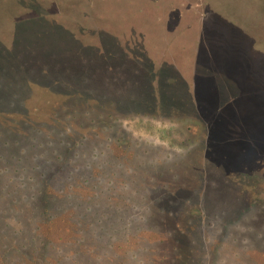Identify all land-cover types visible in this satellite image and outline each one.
<instances>
[{
    "label": "rangeland",
    "instance_id": "1",
    "mask_svg": "<svg viewBox=\"0 0 264 264\" xmlns=\"http://www.w3.org/2000/svg\"><path fill=\"white\" fill-rule=\"evenodd\" d=\"M98 1L77 47L57 16L66 6L0 0V184L23 181L16 160L5 165L10 130L37 182L41 170L77 198L126 205L120 234L97 243L96 264L168 255L145 243L150 235L133 240L153 208L183 222L192 264H264V0ZM62 81L85 93L78 120ZM23 184L31 197L35 185ZM165 200L175 207H160Z\"/></svg>",
    "mask_w": 264,
    "mask_h": 264
},
{
    "label": "trees",
    "instance_id": "2",
    "mask_svg": "<svg viewBox=\"0 0 264 264\" xmlns=\"http://www.w3.org/2000/svg\"><path fill=\"white\" fill-rule=\"evenodd\" d=\"M51 1L58 13L61 8L64 9V6L69 10L68 14L59 13L57 16L68 21L67 33L75 41L74 46L78 47L82 41L83 33L88 31L83 30L86 28L82 29L84 26H80L82 25L80 21L83 19L90 21L92 19L90 12L99 1ZM118 2L120 0H115V3ZM156 2L157 0H148L147 4L151 7L159 8ZM169 2L166 1L172 9V5H169ZM78 7L79 9L86 8L89 13L84 15L77 13V15H73L75 11L72 10L78 9ZM169 7L165 9L168 10ZM197 17L200 19L205 18L206 14L201 13ZM93 30L91 29V32L88 34L98 35ZM60 84L66 87L67 99L73 100L74 107L70 109L72 111L68 113L69 117L78 120L77 113L79 110L75 107L79 106V101L85 96V93L79 92L72 83L67 84L65 81H62ZM56 106H60V103L58 105V102H55L51 107ZM56 117L57 113L50 116L49 119L52 125L60 122V119ZM20 120L33 126L30 123L31 120L26 117ZM18 121L15 120L14 123H19ZM10 132L8 130L6 135L2 133V138H5L3 145L6 147V150L10 151L7 154L8 158H6L5 165L16 160L15 164L17 166L15 168L17 171H20L19 174L22 175L23 181H20L18 185L12 180L7 179L3 186L0 184V264H96L94 259L98 258L96 257V253L97 250L101 249V245H97V243L103 239H111L112 236L120 234L119 223L123 220V213H121L120 207L126 205L122 201H104L90 195V198H77L70 194L72 190L67 183L63 182V178L60 181L57 179L56 185L51 186L49 179L45 180V175L41 170L39 171L40 182H37L33 179L37 168H30V172H28L25 165L28 159L26 156L28 149H19L21 146L20 142L14 140ZM39 133L40 131L37 128H33V132L29 133L31 140H33V145L41 139ZM8 135L9 137H5ZM6 138L10 139L6 140ZM67 153H63V156ZM2 159L3 157L0 156V162ZM60 159H62L61 156ZM58 171L59 174H64V171ZM60 176L64 175L60 174ZM28 180L33 182L35 188H29V190L33 191V195L27 198V195L24 193L27 190L23 188V182ZM158 204L160 207H169L171 209L175 207L174 203H171L170 200L160 201ZM153 209L149 210L148 217L143 218L140 223V228H145L142 231L145 236L142 240L137 237H134L133 240L135 243L144 242L146 236L150 235L145 243L154 244L156 249L169 248L170 253L162 256L150 255L148 264H192L191 259L195 251L188 240L185 239L187 242L182 243L181 237L178 236L182 235L185 237V233H187L183 231V222L181 224L180 221L179 223L176 222L177 220L174 221L175 219L171 216L170 212L166 216L165 210H163V215H161L158 209L155 211ZM193 214L195 215V213ZM193 214L191 210H187L184 213L183 216L188 219L187 223H191ZM166 221L168 225H166ZM59 223L63 224L66 236L58 241H54L51 229L55 227V231L58 230L57 226H59ZM99 231L104 234L103 237L99 234ZM124 243L126 241L122 240L118 247H122ZM66 252L71 255L64 256ZM71 256L72 258L69 259ZM119 258L122 257L114 258L110 264H123L124 262Z\"/></svg>",
    "mask_w": 264,
    "mask_h": 264
}]
</instances>
